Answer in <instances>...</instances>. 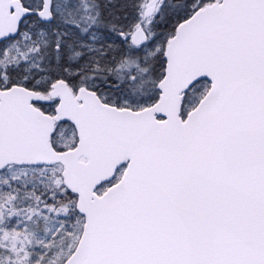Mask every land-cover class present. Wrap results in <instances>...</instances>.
Returning a JSON list of instances; mask_svg holds the SVG:
<instances>
[{
    "label": "snow or ice",
    "instance_id": "obj_1",
    "mask_svg": "<svg viewBox=\"0 0 264 264\" xmlns=\"http://www.w3.org/2000/svg\"><path fill=\"white\" fill-rule=\"evenodd\" d=\"M0 264H264V0H0Z\"/></svg>",
    "mask_w": 264,
    "mask_h": 264
}]
</instances>
